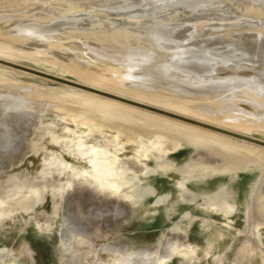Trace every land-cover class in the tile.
<instances>
[{
	"label": "bare ground",
	"instance_id": "bare-ground-1",
	"mask_svg": "<svg viewBox=\"0 0 264 264\" xmlns=\"http://www.w3.org/2000/svg\"><path fill=\"white\" fill-rule=\"evenodd\" d=\"M78 1L0 2V13L44 9L48 22H54L51 27L55 30L60 25H70L87 42L90 53L117 61H113V69L101 75L113 79L121 93H113V100L91 93H110L100 87L87 86L88 91L84 93L88 103L100 105L93 107L97 113L107 120L113 119V126L109 128L115 135L111 140L103 137L102 143L98 141L101 138L95 136L96 144L87 146L85 139L98 133L101 125L82 117L80 125L87 127L84 140L79 138L73 149L69 148L79 165L61 161L64 177L44 186L54 207L62 212L59 239L62 254L71 251L75 235L77 245L84 243L81 236L86 227L91 226L95 236L99 234V219L106 214L107 207L111 213L109 218L113 220L120 213L119 205L131 211L145 201L152 216L146 219L142 231L159 234L161 250L106 248L111 254L107 263L94 264H175L176 255L182 252L193 255L198 246H204L207 256L217 254L219 263L224 264L229 254L219 252L224 242L220 230L216 229L228 224L212 227L206 217L197 215L195 208L226 215L233 212L234 206L227 203L222 190L198 195L188 184L196 179L230 176L256 167L259 175L253 201L260 205L264 202L261 192L264 141L240 133L264 131V79L249 77L242 71L264 68V0H112L115 7L105 5L104 0H84L86 2L75 12V21L61 18L70 11L68 6ZM168 3L169 11L163 13ZM100 12L102 15L95 16ZM177 17L184 19L173 23ZM169 18L172 24H165ZM178 24L184 27L183 35L170 29ZM51 27L47 30L52 31ZM34 28L35 34L46 31L40 25ZM196 38H201L199 43L193 41ZM3 62L23 69L26 74L41 75L31 68ZM69 65L85 74H98L77 57L72 58ZM228 70L231 73L228 79L216 77L217 73ZM260 73L264 78V70ZM239 103L250 109L244 110ZM155 104L187 111L182 115L173 114ZM161 121L167 126L181 124V127L191 128L194 138L162 127ZM4 125L0 122V152H8L10 163L16 160V143L7 142L11 135ZM146 125L149 128L145 132L134 128ZM50 136L52 141L56 139ZM134 144L133 158L120 160L118 155ZM149 157L152 167L147 164ZM5 167L1 164L0 171ZM173 172L180 176L175 182L158 178L160 173ZM145 179L147 183L143 182ZM25 187L22 182H14L7 190L0 188V222L34 209L38 201L33 203L20 194ZM31 192L38 194L37 200L46 202L40 190ZM84 200L95 204L84 212L75 209V203ZM100 202L105 207L100 208ZM261 211L264 214V208ZM197 223L201 232L195 228ZM164 230L172 232L175 240L164 238L162 241ZM176 233L186 234V240L180 241ZM254 240H258L256 235L249 237L246 246L254 248ZM201 241L206 246L197 243ZM29 243L33 248L38 244L33 238ZM3 259L0 252V263Z\"/></svg>",
	"mask_w": 264,
	"mask_h": 264
},
{
	"label": "rangeland",
	"instance_id": "rangeland-1",
	"mask_svg": "<svg viewBox=\"0 0 264 264\" xmlns=\"http://www.w3.org/2000/svg\"><path fill=\"white\" fill-rule=\"evenodd\" d=\"M2 1L0 0V2ZM82 2L86 1L80 0L77 3H71L68 6L70 11L62 15L61 18H68L70 22L75 21L77 17L75 12L80 10ZM102 2L107 6H116L112 0ZM166 6L162 9L163 13L169 11L168 6L170 4L168 3ZM45 12L44 9H35L17 13L9 11L0 13V122L6 124L4 125L5 129L11 135L7 142L14 141L16 143V160L8 163V152H0V165L6 166L0 171V188L7 190L10 184L22 182L27 188L21 190L20 194L28 197L33 203L38 201L30 213L16 214L0 222V252L4 256L0 264L12 262L16 264L107 263L111 254L105 250L106 248L121 247L131 251L139 249L161 250L159 246L160 235L143 233L142 231L146 219L152 216V213L148 212L150 210L147 203L144 201L138 203L131 211L118 204L120 213L113 220L109 218L111 213L109 207L106 206V214L99 219V234L95 236L91 226L86 227V232L81 236L84 238V243L77 245L75 242L77 235H75L72 239L71 251L67 254L61 252L59 239L62 230V212L59 208L54 207L44 186L53 179L60 180L64 177V170L60 165L61 161L73 166L79 165L69 148L73 149L79 138L84 140V132L87 131V127L80 125L82 117H86L91 123L101 125L98 133L85 139L87 146L96 144L95 136L100 137L101 139L98 141L102 143L103 137L111 140L115 135L113 130L109 128L113 126V119L107 120V117L93 109L96 105L100 106L97 102H87L84 94L88 91L87 86L100 87L110 92L103 95L93 91V94L96 93L109 100H113V93L117 94L122 91L117 88L113 79L101 75L109 69H113V61L116 60L99 58L90 53L87 42L81 39L78 30L70 25H60L55 30L54 27H51L54 22H48L49 18ZM100 15H102L101 12L95 16ZM183 19L177 17L173 23H178ZM164 22L165 24H172L170 18ZM37 25L42 26L46 31L35 34L34 27ZM49 27L53 30H47ZM170 29L178 35H183L185 31L182 24L170 26ZM35 35H38L39 38ZM200 40L201 38H196L193 41L199 43ZM101 50L106 49L102 48ZM76 57L80 62L92 67L98 74H85L72 68L69 62ZM3 61L24 68H31L40 72L41 75L26 74L22 69L16 66H8ZM263 70L264 68L258 70L244 69L242 71L249 77L264 79L260 75ZM216 77L228 79L231 77V73L229 70L219 72ZM55 78H61L67 82H59ZM76 84L85 86L81 87V85ZM155 105L173 114L182 115L185 110L187 111L185 108ZM239 107L244 110L250 109L248 105L241 103H239ZM160 125L190 139L194 138V135L190 134L191 128L181 127V124L167 126L164 121H161ZM134 128L139 132H145L149 126H134ZM240 133L264 141L263 130H243ZM50 134L56 136L54 141L51 140ZM230 139L243 144L239 140ZM143 142L147 143L145 140ZM134 148H136L135 144L125 147V151L118 155L120 160L130 161L134 156ZM111 152L113 151L111 150ZM148 160L147 164L152 167L151 157ZM252 169L259 172L256 167ZM48 173L51 175L49 176ZM158 178L172 183L177 181L180 176L174 172L160 173ZM143 182L147 183L148 179ZM32 190H40L46 197V202L43 199L37 200L39 196L37 193L31 192ZM75 204L77 205L75 209L84 212L95 203L84 200L82 203ZM99 204L100 208L105 207L101 202ZM203 215H206V212H203ZM176 234L180 241L186 240V234ZM32 238L38 243L34 248L29 243V239ZM164 238L170 241L175 240L173 233L168 230L163 231L162 241ZM230 254L229 259H224V264H249L256 255H259L255 252ZM174 259L175 264H220V258L217 254L212 253V256H207L201 248H197L193 255L182 252L176 255Z\"/></svg>",
	"mask_w": 264,
	"mask_h": 264
},
{
	"label": "crops",
	"instance_id": "crops-1",
	"mask_svg": "<svg viewBox=\"0 0 264 264\" xmlns=\"http://www.w3.org/2000/svg\"><path fill=\"white\" fill-rule=\"evenodd\" d=\"M258 175L259 172L250 168L230 176L215 175L205 179H196L188 184V187L198 195L223 191L227 203L234 206L233 212L222 215L210 211L203 215V211L198 208L195 211L198 216L206 217L212 227L219 228L222 223L228 224L227 227L223 226L222 229H216L220 230L224 242V247L219 252L229 254L228 259L230 253H259L249 264H264V214L261 211L264 208V202L260 205L253 201ZM261 192L264 195V186ZM195 228L199 232L202 231L200 223H197ZM252 235L258 237V240L252 242L254 248L245 244ZM197 243L206 244L204 241ZM203 247L198 248L202 250Z\"/></svg>",
	"mask_w": 264,
	"mask_h": 264
},
{
	"label": "water",
	"instance_id": "water-1",
	"mask_svg": "<svg viewBox=\"0 0 264 264\" xmlns=\"http://www.w3.org/2000/svg\"><path fill=\"white\" fill-rule=\"evenodd\" d=\"M23 70V69H22ZM91 92H93V91H91ZM95 92V91H94ZM139 107H141V108H144V107H142V106H139Z\"/></svg>",
	"mask_w": 264,
	"mask_h": 264
}]
</instances>
